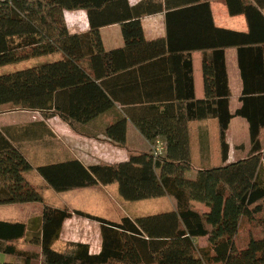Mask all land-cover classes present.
Wrapping results in <instances>:
<instances>
[{"label":"trees","instance_id":"obj_1","mask_svg":"<svg viewBox=\"0 0 264 264\" xmlns=\"http://www.w3.org/2000/svg\"><path fill=\"white\" fill-rule=\"evenodd\" d=\"M224 3L229 15L246 17L248 32L216 27L209 0H143L136 5L129 0H0V68L58 56L0 75V106L39 112L46 119L59 117L79 136L96 140L98 134L91 125L130 104L111 90L116 76L107 68L102 28L122 27L125 46L110 53L116 66L126 56L131 66L164 54L165 60H172L177 52L174 15H206L213 31L211 38L197 45L198 50L210 52L203 59L205 99L166 101L163 108L155 105L160 101H149L153 105L136 113L125 110L104 128L102 134L110 144L126 150L128 160L88 166L67 159L37 168L45 187L57 193L117 184L119 195L127 202L169 197L175 201L174 210L115 222L48 206L26 178L33 167L20 149L21 141L43 140L44 133L48 135L45 123L35 129H0V206L40 205L39 212L26 221L0 220V253L16 258V263L4 264H264V87L249 86L258 76L264 83V0ZM75 11L86 12L88 32L72 33L64 25L63 13ZM157 14L166 15L167 40L148 42L142 19ZM233 47L240 52L245 80V96L236 116L250 125L251 147L244 159L228 162L227 137L234 116L226 49ZM250 53L257 62L246 66L244 57ZM257 92L262 95H251ZM129 119L147 140L165 138L163 156H156V148L137 152L127 146ZM210 120L218 124L222 163L195 165L189 125ZM191 172H196L195 178L189 176ZM74 216L99 224L98 253L82 242H69L64 250L55 248L65 222ZM245 222L255 231L249 230L242 238ZM19 241L39 247L41 252L23 251L17 246Z\"/></svg>","mask_w":264,"mask_h":264},{"label":"crops","instance_id":"obj_2","mask_svg":"<svg viewBox=\"0 0 264 264\" xmlns=\"http://www.w3.org/2000/svg\"><path fill=\"white\" fill-rule=\"evenodd\" d=\"M129 1L131 5H136L143 0ZM209 1L211 3L212 15L216 27L242 33H246L249 31V24L246 17L243 15H229L228 8L225 5L224 0ZM65 13L69 14V22H73L75 25V29L69 26L70 29L68 30L70 32L80 34L89 31V23L86 12L75 11ZM82 13L86 15V22L84 23V27L80 29L78 25H81L80 22L82 23V21H80V15ZM166 20L167 19L165 14L145 16L142 19L144 36L148 42L167 40ZM172 26L174 32L173 45L177 50V52H175L172 56L173 59L165 60L166 58L163 57H167L165 56L167 54H164V56H157L159 58L152 60L151 62L142 63L141 66H131L130 62L128 61L129 57L127 56L125 60H119L116 66L110 58V53L125 46L122 27L121 25H112L101 29L105 51L108 53L106 57L107 68L110 72V75L116 76V80L112 81L111 83V90L114 92L115 96L130 103L129 105H126L127 108H121L119 106L116 111L110 112L100 118L99 121L102 120V123L105 118H110V120L107 119L109 121L108 123H105L106 125L104 126V128L115 120L114 117L116 115L124 114L125 110L128 111L126 112L127 114L132 112V109L133 111L135 110L136 113L141 108L148 107V105H153L149 101H160L155 105H161V107L163 108L167 105L166 101H172L175 104L179 103L178 101L185 103V101H189L192 99L203 100L206 98L203 59L204 55L210 52H203L202 50L197 49V45L202 41L206 42V39L211 38V33H213L211 26L208 24V21L206 19V15H174L172 17ZM200 38L203 40H200ZM153 52H156V50ZM239 54L240 52L238 48L233 47L226 49V67L229 78V87L231 91V112L234 116L231 120L227 137L228 145L230 147L228 162H235L244 159L248 155L251 147L250 125L246 119L240 116H236V112L242 107L241 99L245 96V80ZM261 59L264 63V54L261 56ZM244 60L246 66L255 64L257 62L256 55L252 53L245 55ZM118 77L121 78L118 79ZM249 86L255 89H260L264 87V83L261 77L258 76L255 79H251V84H249ZM251 95L260 96L262 94L257 92ZM35 113L40 114L39 112ZM128 121L127 146L131 150L137 152H149L154 148H157L159 143L166 146L165 138L159 137L156 139V141L151 142L140 133L133 120L129 119ZM171 121L175 123L176 119H172ZM42 122L45 123L46 127L48 128V135L44 133V136L46 138L48 137V139L50 140H53L55 136H58V132H62L63 136L69 139L67 140V142L70 146V150L68 149V151H66L67 154H70L71 158L74 157L72 159H77L85 165L89 166L99 164H86L84 152H91L90 149L92 150V148V153L86 152L87 154H89V158H94L96 156V153L98 152L100 156L101 152L105 151L104 149H102L105 146H108V149L106 150L107 152H105L110 156V158H113L115 162H113L112 159L108 161L103 159V161L118 163L126 161L129 158L126 150L118 148V146H115L108 142V139L102 134L104 128L97 129L98 138L101 140L82 137L75 134L72 131L71 127L65 124L59 117H52L51 119H48L46 121L43 118H35L34 120L26 122V124L19 123L16 125H2L0 126V129L23 126H33V128L35 129L37 128V125ZM39 128L41 129V131H43L42 127ZM189 128L191 132L193 163L195 165L201 164L200 166L204 167L212 166L215 162L212 155L213 150L216 149V151H221L217 122L213 120L193 122L189 125ZM243 140H245V143L242 142ZM243 149H246V152H243ZM233 154L236 157H233ZM192 173H194V177L192 178H195L196 172ZM111 187L118 190L117 184L103 188L106 190L107 188ZM79 191L83 190H77L75 192ZM85 191L101 192V190L94 191V189H85ZM71 192L61 194H69ZM105 198L108 200L107 196H99V203L101 205L104 204L103 201ZM198 206L201 205H197V207ZM66 207L70 208L71 210L84 211L78 208L75 209L73 206ZM174 208L175 204L173 205L172 209L174 210ZM91 226L92 228L97 230L96 235L99 236L98 238L100 240L99 247H96V249L91 248V251L92 253H98L101 248L100 226L98 224L96 225V227L93 225ZM85 227L87 228L88 225L81 224V226L71 228L69 235L71 237H74L75 235L76 238H72L68 241L82 242L91 245V241H88V239H84L88 237V233L83 234V229ZM63 238L64 236L61 235L62 241ZM201 242L202 240L199 241V243L202 245Z\"/></svg>","mask_w":264,"mask_h":264},{"label":"rangeland","instance_id":"obj_3","mask_svg":"<svg viewBox=\"0 0 264 264\" xmlns=\"http://www.w3.org/2000/svg\"><path fill=\"white\" fill-rule=\"evenodd\" d=\"M63 15H64L63 18L65 22L64 25L67 27V29H70L69 26L75 29L74 23L69 22L70 21V17L68 16L69 14H66L64 12ZM80 21H82V23L80 22L81 25H78V26L80 29H82V27H84V23L86 22V15L84 13L80 15ZM57 58L58 56H50V57H44V58L26 61L20 64L1 67L0 75L24 70L36 64L46 62L49 60H54ZM35 118H39V119L43 118L45 121L48 119H51V118L46 119L41 113L38 114L33 111L19 110L18 108H15L11 105L0 106V126L16 125L19 123L26 124V122L30 120H34ZM107 119L110 120L109 117L105 118L102 123L101 122L102 120L99 121L100 119H98L91 125V128L94 129L93 132H95L94 133L95 135H97V129H103L104 126L106 125L105 123H108L109 120ZM67 140L69 139L64 137L62 132H58V136H55L53 140H50L48 139V137L47 138L45 137L43 140H27V141L20 142L21 151L23 152V154L26 156V158L28 159V161L33 167V170L26 174V178L42 194L45 200L44 203L46 205L52 206L54 208H64L66 206L68 207L73 206L75 209L78 208V209L84 210L83 212L85 213L97 215V216H100V217H103L105 219L115 221V222L120 221L123 217L139 218V217L155 215V214L164 213V212L173 210L172 208H173V205L175 204V201L172 198L163 197V198H158V199H150V200H143V201H137V202H127L119 195V190H116V188H112V187L107 188L106 190L103 187L94 189V191L101 190V192H88V191L83 190L79 192L74 191L69 194L57 193L48 187L46 188L45 187L46 183L43 180V178L40 176V174L37 172V168L42 165L74 158V157L71 158L70 154H67L66 152L68 151V149L70 150V146L68 145ZM98 140H101V139L98 138ZM244 141L245 140H243L242 142L245 143ZM102 149L106 151L108 149V146H105ZM92 150L90 149L91 152H87V151L86 152L92 153ZM105 151H102L100 156L98 154L99 152L96 153V156L94 158H89L88 157L89 154L84 152L85 153L84 158L86 160V164L88 163L114 164L111 162H107L108 160H111V159L113 160V162L115 161L113 158H110V156L106 153L107 151L106 152ZM243 152H246V149H243ZM212 155L215 160L213 165H219L222 163L221 151H218V150L216 151V149H214L212 152ZM233 157H236V156H234L233 154ZM103 159L107 161L105 162L103 161ZM189 176L194 177V173L191 172ZM102 195L107 196L108 198V200L106 198L104 199L103 205L99 203V196H102ZM95 196H96V199H95ZM32 205L34 204L1 205L0 206V220L14 221V222L26 221L31 216L39 212L37 208L40 209V205H35V206H32ZM197 205L198 204H196V206ZM198 207H201V206H198ZM81 224L88 225L87 228L85 227L83 229V234L88 233V237L84 239H88V241H91L92 244L91 245L89 244L91 248L96 249V247H99L100 240L98 238L99 236L96 235L97 230L92 228L91 226L93 225L96 227L98 223L87 220L85 218L74 216L72 219L65 222L63 231H62L63 232L62 236H64L63 241L60 238V241L56 243L55 248L57 250H64L70 242L68 240L72 238H76L75 235L74 237H71L69 235L70 229L81 226ZM249 230L255 231V228H253L252 226H249L248 222H245L242 228L241 237L246 238ZM201 243L202 245H205L204 240H202ZM17 246L21 250L27 251L30 253L39 254L41 252V249L39 247L26 244L25 241H19L17 243ZM4 263H16V258L14 256L0 253V264H4Z\"/></svg>","mask_w":264,"mask_h":264},{"label":"built area","instance_id":"obj_4","mask_svg":"<svg viewBox=\"0 0 264 264\" xmlns=\"http://www.w3.org/2000/svg\"><path fill=\"white\" fill-rule=\"evenodd\" d=\"M164 152H165V146L159 143L156 148V156H163Z\"/></svg>","mask_w":264,"mask_h":264}]
</instances>
